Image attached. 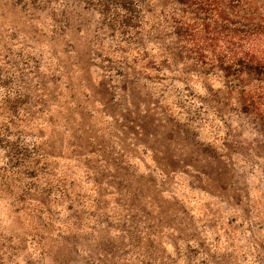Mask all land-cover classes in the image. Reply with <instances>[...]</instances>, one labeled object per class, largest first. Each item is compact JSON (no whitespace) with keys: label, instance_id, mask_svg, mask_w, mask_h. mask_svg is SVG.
Here are the masks:
<instances>
[{"label":"rangeland","instance_id":"obj_1","mask_svg":"<svg viewBox=\"0 0 264 264\" xmlns=\"http://www.w3.org/2000/svg\"><path fill=\"white\" fill-rule=\"evenodd\" d=\"M97 2L0 0V264H264V158L197 115L220 80L121 67ZM124 76L153 118L139 146Z\"/></svg>","mask_w":264,"mask_h":264},{"label":"trees","instance_id":"obj_2","mask_svg":"<svg viewBox=\"0 0 264 264\" xmlns=\"http://www.w3.org/2000/svg\"><path fill=\"white\" fill-rule=\"evenodd\" d=\"M97 3L103 26L122 37L116 51L121 65H125L121 67L132 70L127 61L133 53L134 63L147 73L154 72V78L215 74L221 86L207 89L209 93L199 98L198 118L214 129L223 149L233 147L229 142L240 139L232 129L236 120L252 138L250 149L264 158V56L239 46L252 37L264 38V32H254L258 22L264 23V0ZM121 80L120 142L143 145L141 137L146 136L145 126L152 122V115L149 110L141 115L134 89L127 85L125 76Z\"/></svg>","mask_w":264,"mask_h":264}]
</instances>
